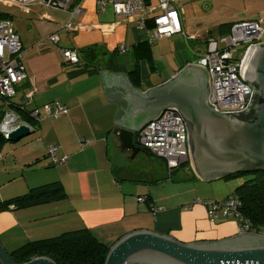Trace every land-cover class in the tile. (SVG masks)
I'll return each mask as SVG.
<instances>
[{
    "label": "crops",
    "instance_id": "1",
    "mask_svg": "<svg viewBox=\"0 0 264 264\" xmlns=\"http://www.w3.org/2000/svg\"><path fill=\"white\" fill-rule=\"evenodd\" d=\"M80 2V15L71 19L67 11L37 1L28 5L4 1L5 8L0 10V19L12 21L22 45L27 76L16 85L14 97L15 103L25 106L18 111L22 119L29 120L27 113L45 103L66 107V113L57 117L30 120L33 129L26 137L11 141L0 136V202L33 191L41 195L34 202L20 205L13 201L0 209L1 243L12 251L28 242L83 228L109 246L134 229L169 234L182 242L237 234L234 220H211L205 205L195 197L188 196L181 205L166 191L160 201L154 190L160 185L145 186L148 181L201 179L193 170L192 176L180 178L181 168L175 175L168 174L164 160L142 147L133 156L121 147L115 132L120 124L113 121L118 104L105 99L99 71L123 72L132 87L144 92L194 63L206 51L209 37L225 35L236 21L259 18L264 0H172L182 32L155 39L147 36L153 30L152 17L161 13L153 0L128 16L112 2L103 8L98 0ZM69 21L70 27L66 25ZM52 35L54 42L49 40ZM88 46L103 51L99 69L79 70L81 64L62 61V48L76 50L79 58L80 49ZM2 115L0 97V120ZM49 146H55L56 161L48 155ZM141 152L147 162L138 165L134 157Z\"/></svg>",
    "mask_w": 264,
    "mask_h": 264
},
{
    "label": "water",
    "instance_id": "2",
    "mask_svg": "<svg viewBox=\"0 0 264 264\" xmlns=\"http://www.w3.org/2000/svg\"><path fill=\"white\" fill-rule=\"evenodd\" d=\"M105 99L117 102L113 121L121 147L135 155L138 132L164 110H175L188 131L189 163L205 182L242 172H264V41L249 49L241 78L252 87L247 106L218 112L208 101L209 77L203 65L188 63L164 83L142 92L123 72L100 70ZM20 127L5 138L31 134ZM136 142L137 139L135 138ZM187 161L181 163L184 164ZM264 264V235L241 232L219 240L182 242L148 229H134L115 240L104 264ZM0 264H57L45 255L15 262L0 241Z\"/></svg>",
    "mask_w": 264,
    "mask_h": 264
},
{
    "label": "built area",
    "instance_id": "3",
    "mask_svg": "<svg viewBox=\"0 0 264 264\" xmlns=\"http://www.w3.org/2000/svg\"><path fill=\"white\" fill-rule=\"evenodd\" d=\"M6 2L28 5L38 1L48 6L67 11L70 19L80 15L81 0H4ZM147 0H98L101 8L108 2L117 4L120 11L128 16L141 10ZM161 13L152 17L153 30L147 34L150 39L182 32L177 8L172 0H158ZM71 5L73 7H71ZM69 7H71L69 9ZM144 18L140 19L141 27L145 26ZM261 18H251L236 21L231 24L229 31L218 38L207 39L206 51L198 56L195 64L205 67L209 77L210 92L208 101L215 106L216 111H237L245 108L250 100L252 87L245 82L240 72L245 57L251 46L264 41V28L260 26ZM72 26L69 21L66 24ZM56 36L49 37L54 42ZM243 45L241 50H237ZM22 45L13 23L9 19H0V97L2 99L3 115L0 120V136L6 137L20 127L33 129L32 121H39L44 116L57 117L66 113L65 105L45 103L41 107L30 110L29 120L22 119L19 110L25 106L14 102L16 85L26 78L22 62ZM62 61L66 64H77L79 58L76 50L62 48ZM83 66L79 70H82ZM30 121V122H29ZM137 143L151 154L162 158L167 170L177 168L184 161H189L188 131L184 119L175 110H164L153 120L149 121L136 135ZM55 146H49L48 155L56 161ZM207 208L208 217L213 219L218 215L231 216L237 222L241 214L237 211L238 201L231 199L225 203L213 200H198ZM257 233V230L247 222L238 223V233ZM264 235V233H259Z\"/></svg>",
    "mask_w": 264,
    "mask_h": 264
},
{
    "label": "trees",
    "instance_id": "4",
    "mask_svg": "<svg viewBox=\"0 0 264 264\" xmlns=\"http://www.w3.org/2000/svg\"><path fill=\"white\" fill-rule=\"evenodd\" d=\"M1 15L2 14L0 13V16ZM231 24L228 27V31ZM101 51V49L96 50V48L94 49L90 46L81 48V56L75 65L78 66L81 64L87 70L99 69L100 67L98 64V57L103 52ZM183 167H188L189 170L192 171L190 163L187 161L179 167L172 169L170 172L168 171V174L175 175L176 171ZM244 175L246 177L242 180L243 182L236 185L232 193H228L222 198H213L211 200L226 204V202L230 201L231 199H235L238 201L237 211H239L241 214V220L238 221V223L247 222L250 226L257 230L256 234H263L264 172H242L229 175L224 178ZM53 186L56 188V185ZM54 187L52 190L53 192L56 191ZM40 196V193H34L33 191L32 194H26L15 197L11 200L2 201L0 202V209L7 208L11 203H13V201L20 205L28 202H34L38 200ZM46 198H48V195ZM147 200H149V198H147ZM152 209L157 210L158 207H152ZM215 218L210 219L214 220ZM108 249L109 245L99 241L89 232V230L83 228L63 232L54 237L28 242L17 249L10 251V254L13 260L18 263L27 261L35 256L45 255L53 259L57 264H104Z\"/></svg>",
    "mask_w": 264,
    "mask_h": 264
},
{
    "label": "rangeland",
    "instance_id": "5",
    "mask_svg": "<svg viewBox=\"0 0 264 264\" xmlns=\"http://www.w3.org/2000/svg\"><path fill=\"white\" fill-rule=\"evenodd\" d=\"M3 0H0V10H3L5 8V5L3 3ZM38 2V1H37ZM229 2V3H228ZM224 3H228L231 5L230 1H225ZM153 4L158 5L159 7V2L158 0H153ZM256 5V4H255ZM255 5H246L248 7H256ZM160 9V7H159ZM261 18L260 21V26L264 28V13L259 15ZM243 48V45H239L237 47V50H241ZM146 154L144 152L138 153L134 158L135 162L140 165V164H146ZM156 159V158H154ZM189 169V168H188ZM187 168H181L178 172L177 175L180 176V178H185V176L188 174V176H192V173L190 170ZM164 176H166V170L164 173ZM246 176H236V177H230V178H223V179H217L215 181L211 182H205V181H148L145 183V186L148 187L151 185L152 187L158 186L154 188L156 190V193L160 197V201L163 200L166 196V191L174 194L173 202H177L178 204L183 205L180 202H183L184 199H186L188 196L190 197H195L198 200H211L214 197V194H218L219 197H221L223 194H228L232 193L233 190L235 189L236 185L242 183L243 179ZM169 182L170 184L168 185L167 189L163 188V184ZM227 192V193H225ZM209 196V197H206ZM203 197V198H201ZM202 204V203H201ZM180 206V205H179ZM230 218L234 220L237 223L238 227V222L233 218V217H223L222 215H218L216 218Z\"/></svg>",
    "mask_w": 264,
    "mask_h": 264
}]
</instances>
